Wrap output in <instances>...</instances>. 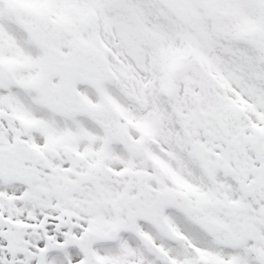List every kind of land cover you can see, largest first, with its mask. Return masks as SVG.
I'll use <instances>...</instances> for the list:
<instances>
[{
  "label": "snow or ice",
  "instance_id": "obj_1",
  "mask_svg": "<svg viewBox=\"0 0 264 264\" xmlns=\"http://www.w3.org/2000/svg\"><path fill=\"white\" fill-rule=\"evenodd\" d=\"M0 264H264V0H0Z\"/></svg>",
  "mask_w": 264,
  "mask_h": 264
}]
</instances>
